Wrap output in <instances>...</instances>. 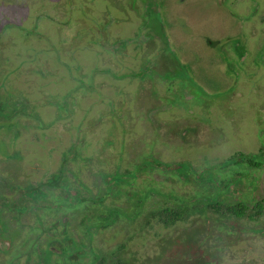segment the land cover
<instances>
[{"label":"rangeland","instance_id":"374dc122","mask_svg":"<svg viewBox=\"0 0 264 264\" xmlns=\"http://www.w3.org/2000/svg\"><path fill=\"white\" fill-rule=\"evenodd\" d=\"M213 1L136 0L137 4L131 5L138 7L137 12H142L145 21V26L139 29V15L127 6L126 15L121 13L113 0H0V77L3 74L9 85L19 90L21 95L17 98L24 99L25 95L33 104L37 103L31 110L42 120V127L34 128L29 116L23 115L11 121L14 130L0 129V159L13 152L23 166L19 180L44 184L59 168L62 155L74 148L75 158L70 166L80 183L75 182L72 187L84 186L90 194H96L99 186L93 172L98 174L100 170L101 174H112L106 179L110 184L105 186L134 185L131 188L134 192L127 199L133 202L142 200L140 194L148 186V179L164 193L173 189L184 204L197 200L192 201L190 195L198 184H210L203 188L206 194L214 196L245 192L244 182L231 185L225 192L228 188L222 189L220 178L227 172L222 170L224 160L237 153L255 154L264 145V0H234L239 4L235 8L224 0L218 10ZM109 16L121 21L113 22ZM103 23L110 38L127 37L132 43L152 39L156 43L155 52L138 67L142 53L128 48L132 50L125 59L128 69L115 70L121 55L116 51V57L105 51L108 46L107 50L115 49V42L111 39L106 41L105 48L102 45ZM234 37L248 40L245 68L226 56L225 48L214 47L206 40L220 44L228 40L234 44ZM157 54H161L159 61L166 62L163 67H169V71H160L157 60L154 61ZM228 55L231 56V51ZM128 70L132 73L126 75L124 72ZM135 75L136 79H130ZM237 76L239 81L234 84L232 80ZM145 77L155 81L147 88L155 95L157 92V100L169 107V111L162 109L157 119L198 121L207 126L199 123L200 127L193 131L195 137L182 147L173 146L170 139L155 137L150 143L160 144L155 150H145L135 164L137 143L133 151L125 148L121 152L117 141L120 143L123 138L130 142L146 134L140 121L145 118L143 112L133 104L139 89L137 83L146 80ZM142 93L144 97H140L152 107L153 98L145 97L147 92ZM60 102L63 108L59 107ZM121 104L123 107L119 108ZM111 134L118 136L115 139ZM106 138L110 145L115 141V153L107 149L105 154L109 147H102ZM261 155L260 163L264 165V150ZM158 161L166 176L173 175L178 180L162 182L152 169ZM130 171L133 173L126 176L125 172ZM246 172L251 176L249 188L263 185L264 168L260 171L249 168ZM60 173L49 181L47 190L60 183ZM261 191L264 192V187ZM57 192L59 188L53 190ZM106 193L115 196L107 189ZM252 194L256 191L252 190ZM127 200L124 196L114 201L107 197L98 208L102 211L116 205L122 209L117 216L126 229L118 223L107 230L101 228V248L117 251L122 245L119 257L126 264H169L164 261L169 256L166 251L176 241L173 249L176 264H264V214L257 223L239 222V230L216 223L222 217L215 212L206 216L193 212L166 227L150 216L139 215L132 220L134 203L128 207ZM156 202L157 197L151 196L144 208L151 210ZM53 204L63 208L67 202L56 198ZM200 221L205 222L210 232L198 239L202 233ZM207 243L211 251H207ZM205 255L212 258V263Z\"/></svg>","mask_w":264,"mask_h":264},{"label":"trees","instance_id":"16d2710c","mask_svg":"<svg viewBox=\"0 0 264 264\" xmlns=\"http://www.w3.org/2000/svg\"><path fill=\"white\" fill-rule=\"evenodd\" d=\"M5 76L0 77V129L2 130H14V124L11 123L14 119H17L19 116L23 115H28L29 120L33 121V127L38 128L42 127V120L39 118L35 112H32L31 109L33 105H36L37 103L33 104L35 102L30 101L26 99L25 95L24 99H19L17 96L21 95L18 89L12 88L11 85H9L8 79H6ZM8 88V89H6ZM143 92H147L148 95L145 97H152L151 99L153 100V105L150 107L148 103L146 104L144 102V99L141 98L140 96L144 97ZM182 94H184V90L182 91ZM186 93L185 98H188ZM18 99V101H16ZM157 100V92L156 95L155 93H152V90H138L134 94V99H133V104L137 109L140 110V112H143V116L145 118L140 119L141 122L146 127V134L144 137L148 138L144 139V137H138L135 139H132L130 142L129 141H124L123 138L118 142V145H121V152L123 150L128 149L129 151H133V145L134 143H137V153L138 155L135 157L136 161L139 162L140 155L143 153H146L145 150H155L156 145L160 143H150L152 139L155 137L157 139L162 140V138H167L170 139L171 143H173V146L175 147H182L187 143L188 140H190L192 137H195L193 135V131L196 132V127H200L198 121H183V120H167V121H161L156 118V115L163 109L164 111H169V107L167 106L166 103H162V101H155ZM166 104V105H165ZM63 104L60 102L59 107L63 108ZM165 106V107H164ZM112 116V115H111ZM145 119V120H143ZM155 122L158 126H156L153 122ZM202 125L207 126L205 123H202ZM26 126V125H25ZM128 130V128H127ZM129 132V130L127 131ZM116 139L117 134H111L110 136ZM191 136V137H190ZM110 137V138H111ZM123 137V135H122ZM107 138L105 139V141ZM150 140V141H149ZM114 141V140H113ZM109 142V143H108ZM106 144H103L102 147H107L105 149V154L107 153V149H111L112 153L116 152V148H114V143L110 145V140H107L104 142ZM130 146V148L128 147ZM119 149V146H117V151ZM264 150V145L262 148L259 150L257 153H248V154H242V153H237L231 156L230 158L224 160L222 170H227L224 171L221 175L222 177L220 178V184L222 186L223 190L228 192L229 187L233 184H236L238 182H244L245 185V192L243 190L242 193H240L237 196H231V195H221L219 194L218 196H214V193H207L206 188L203 187H209L210 184H206V186L203 185H194L197 187V190L190 196H192V201L197 199L194 203H187L184 204L183 201L184 199L182 197H178L175 195L174 190L170 188V191L168 193H164L163 191H160L157 187H154V182L152 179L147 180V185L144 190H142L141 194L142 195V200H136V202L133 201H128V194L129 196L133 194L134 190L131 188L134 186L132 184H129L128 187L124 186L122 184H118L115 187L113 185H110V187L105 186V184H110L107 179L108 175H112L110 173L108 174H101V171L98 170V174L93 172L95 175L94 177L96 178V184L98 187L97 193L96 194H90L88 192V205H89V216H90V232L94 230V227H98L101 225V228L104 230H107L109 228H112V226L116 225L117 223L121 226L123 224V221L119 220V217L117 214H119L122 209L116 205H111L110 207H107L105 209L98 210L101 201L105 198L111 199V201H114L116 198L124 196L128 202V207L133 204V207L135 210L131 209L130 215L132 217V220L135 219L136 216L143 215L145 216H150L155 219H157L158 222H160L163 226H172L176 222L183 220L184 218L188 217L190 214L193 212H198L200 213L201 216H206L209 212H215L219 214L222 218L221 221H218L216 223H221V224H226L230 226L228 229H235L239 230V227L241 226L239 222L241 221H253L256 222L260 217L263 216L264 214V192L261 191V189L264 187V183L262 186L259 187V185L255 189L249 188L250 185H248V181L250 182L251 176L247 174V170L249 168H256L258 171L260 169L264 168V165L260 163L262 160V151ZM115 151V152H114ZM153 153V152H150ZM149 154V152H148ZM147 154V155H148ZM109 155V154H108ZM107 155H105L106 157ZM144 158V157H143ZM92 159V158H90ZM156 161V160H155ZM88 162V160H87ZM93 162V159L92 161ZM92 164V163H91ZM65 168V166H63ZM62 167V168H63ZM233 168V169H232ZM153 170H156L158 174L160 175V178H162V182L165 181H173V180H178L176 176H166L163 173L162 170V165L161 162L158 161V164L154 167H152ZM79 170V169H78ZM62 170H60L61 172ZM80 171V170H79ZM90 171V170H89ZM134 171V170H133ZM133 171L130 172H125L126 176L127 174L133 173ZM65 173V171H63ZM61 172V175H64V173ZM91 172V171H90ZM146 173V172H145ZM141 173L137 175L136 178H134L133 183H135L140 176ZM261 175V174H260ZM3 181L6 182V177L1 175L0 176V183H3ZM63 183H65L63 181ZM159 184H162L158 182ZM127 185V184H126ZM153 185V186H152ZM114 188V190L112 189ZM106 189L111 192H114L112 194H109L106 196ZM152 189V191H150ZM54 189H49L45 188L43 189V197L44 196H49L50 199H52L53 203L56 198L59 200H63L64 202L66 201L65 195L61 196H56L55 193H53ZM252 190L256 191V194H252ZM154 196L157 197V202L154 205L153 209L151 210H146L144 208L145 202L148 200L149 197ZM189 196V197H190ZM75 198L77 196H74ZM189 197H187L189 199ZM200 198V199H199ZM186 199V200H188ZM129 200H132L129 198ZM80 207L82 206L79 204ZM57 209L58 211L61 210V206H54L52 205L51 208L48 207L47 213L49 214H54L55 211L51 209ZM65 208V207H63ZM133 208V209H134ZM101 215V219L99 220V217ZM106 220V221H105ZM131 220V221H132ZM105 221V222H104ZM107 222V223H106ZM201 227H202V233L198 237L201 238L202 235H205L206 233H209L205 227V222L200 221ZM234 227V228H233ZM211 238V237H210ZM181 241H184L183 238H180ZM173 242L169 248L167 249L166 253H169L168 260H164L165 262H168L169 264H176L174 257L176 254L174 253L173 249L175 248V244L177 243ZM208 249L212 248L210 247V243H207ZM17 246V245H16ZM119 249L117 251H109V249H105L101 251L98 249L97 246H93L90 249L89 252V264H126L125 261H121V258L119 257V252L120 249H122V245L118 247ZM209 249V251H211ZM169 250V251H168ZM205 252V250H204ZM206 254V253H205ZM34 255V254H33ZM20 256V253L14 249L13 251H8V252H2L0 250V264H18V258ZM206 259L209 260L212 263V258L208 255H205ZM167 257V256H166Z\"/></svg>","mask_w":264,"mask_h":264},{"label":"flooded vegetation","instance_id":"af4514ba","mask_svg":"<svg viewBox=\"0 0 264 264\" xmlns=\"http://www.w3.org/2000/svg\"><path fill=\"white\" fill-rule=\"evenodd\" d=\"M113 1H115V5L123 14L127 13L125 9V6H127L139 15L141 19H139V29L145 26V21H142V12L139 14L137 12L138 7L131 5L132 3L137 4L136 0H129L128 2L127 0ZM224 2V0H214L213 5L215 10L222 7ZM227 4L232 5L234 8L239 6L234 0H227ZM250 13H253V10L252 12L250 11ZM108 18L117 23L121 21V18L112 16ZM105 23L101 24L102 45L105 48L106 41L112 39L111 41L115 42V49L111 51L107 50L110 47L108 46L105 48V51H108V53L103 52L117 57V51L121 55V59L118 57L116 66L114 65L115 70L122 72L128 69L127 66L129 65L125 62V59L131 56L133 49H137L138 52L142 53L140 55V64L138 67L144 65L146 56L155 52L156 43L153 42L152 39L135 41V43H132L127 37L115 36V38H110V31H108L109 29L106 27L110 25V22L106 26ZM239 24L240 23L237 22V25ZM234 38L236 39L234 44L228 40L225 44H220L214 40H206L214 47L225 48L224 52L226 56L234 58L239 63H242V67L245 68L248 60V40L242 41L239 38ZM128 48H132V50L128 51ZM228 51H231V56L228 55ZM245 52L247 54L246 56ZM160 57L161 54H157V59L154 60H157L156 62L160 71H169V67H163L166 62H163V60L159 61ZM106 70L108 72H113L109 68ZM124 73L127 75L132 73V71L128 70V72ZM126 78L128 77H125V79ZM136 78L137 76L135 75L130 79ZM145 79L146 80L137 83V89L150 90L147 86L154 85L155 81L150 82L147 77H145ZM160 81L166 83L165 81ZM232 81L234 84H237L239 76ZM141 85H143L145 89H143ZM156 101H159V99ZM122 107L123 105L121 104L119 108ZM74 154V148H70L63 154L59 168L56 172L51 174V177L48 178L44 184L23 183L19 180V176L23 174V166L21 161H17L13 152L0 159V165H2L0 176L5 175L6 177V182L3 181V183H0V250L4 253L16 249V251L20 253L18 264H89V252L91 247L97 246L101 251V225L94 227L92 233L90 232L88 189L86 190L84 186L77 188V184L76 187H72L75 182L80 183L74 168L70 166L74 162ZM60 170H62L61 172L65 171V175L60 174V183L51 185L50 187L51 189L59 188V192L56 193V196L59 197L64 194L67 198L65 201L67 204L65 208H61L59 211L55 208L51 209L55 211V213L51 215L47 213V211L48 207H52L53 201L49 196L43 197V189L45 190L47 187L46 185H49V181L54 175H57ZM63 181L66 184L64 189L62 188V184H64ZM74 196L77 197L75 198ZM79 204L82 206L80 207ZM100 219L101 215L99 217V220ZM120 227L126 229V226ZM127 232V230H124V234H127ZM117 244L119 245V242Z\"/></svg>","mask_w":264,"mask_h":264}]
</instances>
